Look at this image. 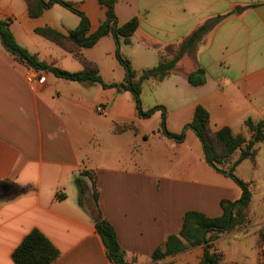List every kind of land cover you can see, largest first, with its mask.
<instances>
[{
  "label": "crops",
  "instance_id": "crops-1",
  "mask_svg": "<svg viewBox=\"0 0 264 264\" xmlns=\"http://www.w3.org/2000/svg\"><path fill=\"white\" fill-rule=\"evenodd\" d=\"M69 1L88 19L89 35L105 21L98 0ZM114 11L119 25L138 20L130 43L119 46L138 75H150L161 57L171 59L197 28L221 17L169 76L141 86L142 110L163 107L165 129L184 133V139L161 133V110L138 117L129 92L35 71L0 40V264H14L13 252L33 231L58 252L51 264H112L95 229L87 177L80 200L74 180L82 171L95 176L97 208L128 264H200L207 249L220 255L218 264H264V240L258 245L264 228V139L253 146L254 160L242 161L233 173L248 184L251 223L213 237L209 248L188 246L151 259L180 232L186 212L219 217L222 200L233 203L241 196L224 168L206 162L190 123L197 106L208 112L212 132L227 127L245 135L246 120L264 119V0H116ZM0 21L10 22L15 42L39 61L70 73L83 70L70 51L35 33L74 30L80 20L65 8L54 4L32 18L25 0H0ZM79 52L95 64L103 83L124 81L110 35ZM198 69L204 83L192 85L187 75ZM29 73L42 83L27 82ZM99 106L104 114L96 111Z\"/></svg>",
  "mask_w": 264,
  "mask_h": 264
},
{
  "label": "trees",
  "instance_id": "trees-1",
  "mask_svg": "<svg viewBox=\"0 0 264 264\" xmlns=\"http://www.w3.org/2000/svg\"><path fill=\"white\" fill-rule=\"evenodd\" d=\"M27 3L28 15L36 18L41 15L44 10L49 9L57 4L79 18V25L62 35L50 28L37 29L35 33L56 43L63 49L70 51L73 56L81 63L83 70L75 73L66 72L58 67L51 66L43 61H39L36 56L29 54L24 48L19 46L11 32L10 22L0 21V40L7 52L14 56L22 63H26L35 71L50 73L56 78L65 79L76 83L99 84L103 89H115L118 92H129L133 98L135 109L138 117L146 119L153 115L154 112L162 111L161 133L176 142L184 139V133L172 134L165 129V114L163 107H155L147 111L141 108V86L147 79L161 81L169 76L175 69L180 58L189 53L197 40L204 33L209 31L217 24L221 17L211 19L197 28L188 38H186L179 46L178 52L171 59L161 57L158 65L150 71H143L140 75L134 72L127 59H124L119 52L120 43L128 45L130 39L137 30L138 20L133 18L123 25H119L115 16L116 0H98L105 7V21L92 33H89V21L86 16L77 9L76 5L69 0H25ZM110 35L115 41V57L119 64L126 72V76L121 83H103L95 64L86 60L80 54V49H88L93 47L97 41L105 36ZM204 72L198 69L187 75V80L192 85H201L204 83ZM248 132L253 133L254 142L247 141L242 134L233 135L231 130L223 127L216 132L210 129V121L208 112L201 106H197L193 112L190 123L191 130L195 133L200 141L205 160L218 171L229 174L233 181L241 190V196L236 202L222 200L220 207L222 214L219 217L210 218L202 213L189 211L183 215L182 226L177 235L169 236L165 242L164 250L156 249L151 259L154 262L174 256L187 249L188 246L196 247L207 245L210 247V240L219 234L242 229L251 223L250 203L251 193L248 184L242 182L233 173L235 167L242 161L249 159L254 160L256 150L253 146L255 143L263 140L260 130L264 127V119L253 123L251 120L244 122ZM235 153L238 158L234 162H230ZM230 162V163H229ZM221 169V170H220ZM87 177L91 183V198L93 201V209L97 213L95 220V229L101 238L105 247L106 256L112 264H128L125 261L124 253L121 251L117 236L112 226L100 216L97 208V193L95 189V176L89 172L82 171L75 177V184L82 197L86 194L83 178ZM258 245L264 240V228L258 231ZM58 256L55 248L37 231L30 233L19 247L13 252L12 260L14 264H51ZM220 255L215 252L205 250L200 264H218Z\"/></svg>",
  "mask_w": 264,
  "mask_h": 264
},
{
  "label": "built area",
  "instance_id": "built-area-1",
  "mask_svg": "<svg viewBox=\"0 0 264 264\" xmlns=\"http://www.w3.org/2000/svg\"><path fill=\"white\" fill-rule=\"evenodd\" d=\"M26 79H27V82H32L34 79H36V77L29 73V74H27V78ZM36 80H37V82L42 83L41 79L37 78ZM96 111L98 113H100V114H104L106 109H105V107L99 106V107L96 108ZM260 133H261V136L264 139V127L261 128Z\"/></svg>",
  "mask_w": 264,
  "mask_h": 264
},
{
  "label": "rangeland",
  "instance_id": "rangeland-1",
  "mask_svg": "<svg viewBox=\"0 0 264 264\" xmlns=\"http://www.w3.org/2000/svg\"><path fill=\"white\" fill-rule=\"evenodd\" d=\"M67 14H70V13H67ZM244 136H245V138H246L247 141H251L250 138H252L253 134H252V132H248L247 131V133ZM225 168H226V166H225Z\"/></svg>",
  "mask_w": 264,
  "mask_h": 264
}]
</instances>
